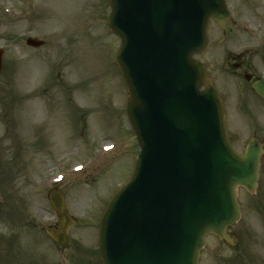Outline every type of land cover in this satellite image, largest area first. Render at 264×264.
Here are the masks:
<instances>
[{"label":"rangeland","instance_id":"1","mask_svg":"<svg viewBox=\"0 0 264 264\" xmlns=\"http://www.w3.org/2000/svg\"><path fill=\"white\" fill-rule=\"evenodd\" d=\"M228 2L233 11L240 9V0ZM247 3L250 9L242 7L246 17L236 16L237 25L248 19L263 37L264 0ZM109 15L108 0H0V264H102L100 222L139 152L129 131L127 90L115 63L120 41L109 30ZM238 28L229 25L222 35L213 24L209 46L198 57L218 78L219 42L236 48ZM28 38L45 45L30 48ZM222 78L230 99L237 88ZM232 123L241 141L249 124L242 115ZM113 142L118 150L106 155L103 146ZM79 165L84 170L78 174ZM55 184L77 221L67 250L45 234L55 219L48 199ZM239 201L242 219L230 230L239 237L238 250L207 237L203 264H232L239 256V264H264V188L255 195L240 192ZM29 220L38 224L32 231L25 226ZM16 234L24 239L19 248L12 246Z\"/></svg>","mask_w":264,"mask_h":264},{"label":"water","instance_id":"2","mask_svg":"<svg viewBox=\"0 0 264 264\" xmlns=\"http://www.w3.org/2000/svg\"><path fill=\"white\" fill-rule=\"evenodd\" d=\"M110 3V28L122 41L117 62L129 91L128 115L142 154L135 179L103 219L102 261L199 264L205 236L235 245L227 229L240 219L239 187L255 191L263 153L256 141L244 157L234 154L218 94L193 59L207 45L211 19L225 29L230 15L224 0ZM255 88L264 98V85ZM50 200L60 229L48 234L66 248L75 222L60 192ZM141 232L153 241V252L139 251Z\"/></svg>","mask_w":264,"mask_h":264},{"label":"flooded vegetation","instance_id":"3","mask_svg":"<svg viewBox=\"0 0 264 264\" xmlns=\"http://www.w3.org/2000/svg\"><path fill=\"white\" fill-rule=\"evenodd\" d=\"M239 7L242 11V7L245 8V4L242 0L239 2ZM240 9L237 11H240ZM242 43V41L238 42V46L236 47L237 54L234 56L235 64L233 65L238 71V81L240 82V79L251 82L259 81L264 77V48L261 49L259 47L256 49L254 46L255 41L252 40L249 42L246 41L244 45H242ZM244 47L247 48L245 52L243 51ZM252 96L254 98V105L264 109V102L258 99L254 94H252ZM260 131L261 130L257 128V133Z\"/></svg>","mask_w":264,"mask_h":264}]
</instances>
